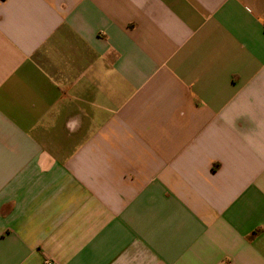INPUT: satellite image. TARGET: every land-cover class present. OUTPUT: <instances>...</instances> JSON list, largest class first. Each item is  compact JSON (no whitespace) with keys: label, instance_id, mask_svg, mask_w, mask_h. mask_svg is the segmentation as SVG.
<instances>
[{"label":"crops","instance_id":"1","mask_svg":"<svg viewBox=\"0 0 264 264\" xmlns=\"http://www.w3.org/2000/svg\"><path fill=\"white\" fill-rule=\"evenodd\" d=\"M48 260L264 264V0H0V264Z\"/></svg>","mask_w":264,"mask_h":264},{"label":"clouds","instance_id":"2","mask_svg":"<svg viewBox=\"0 0 264 264\" xmlns=\"http://www.w3.org/2000/svg\"><path fill=\"white\" fill-rule=\"evenodd\" d=\"M79 117H74L73 120L69 121L66 127L69 132H75L79 127Z\"/></svg>","mask_w":264,"mask_h":264},{"label":"built area","instance_id":"3","mask_svg":"<svg viewBox=\"0 0 264 264\" xmlns=\"http://www.w3.org/2000/svg\"><path fill=\"white\" fill-rule=\"evenodd\" d=\"M46 264H59V263H57V262H55V261H52V260H48V261L46 262Z\"/></svg>","mask_w":264,"mask_h":264}]
</instances>
